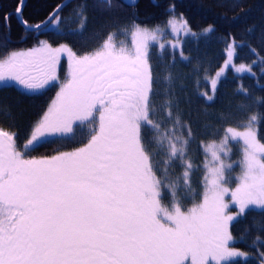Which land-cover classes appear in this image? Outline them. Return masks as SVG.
I'll return each instance as SVG.
<instances>
[{
	"label": "snow or ice",
	"instance_id": "1",
	"mask_svg": "<svg viewBox=\"0 0 264 264\" xmlns=\"http://www.w3.org/2000/svg\"><path fill=\"white\" fill-rule=\"evenodd\" d=\"M100 3L109 10L115 7L113 0ZM125 3L136 7V0ZM65 6L57 5L52 22L61 21L58 13ZM85 7L74 10L81 29ZM179 23L185 33L192 32L182 16ZM168 24L175 28L176 21L169 19ZM134 29L132 48L118 46L110 34L99 49L85 55H77L67 44L53 47L43 40L37 47L0 58V81L13 80L30 90L58 79L60 53L69 58V78L34 124L23 151L17 150L16 133L0 129V264H223L247 255L229 246V222L250 208L264 210V143L254 127L261 117L250 115L244 131L226 129L220 145H214L218 151L211 153L213 166H206L203 199L183 210L182 195L191 192L193 165L185 157L193 131L179 114L174 116L166 92L163 118H152L160 112L153 100L160 92L154 87L149 49L162 30L140 25ZM211 31L212 25L202 30ZM159 48L163 51L165 44ZM236 53L233 37L229 59L211 80L213 95L202 93L207 101L214 99L226 68L252 71L250 64L231 63ZM181 57L188 59L183 52ZM238 91L247 89L241 85ZM94 112H99V125L83 147L26 158L25 153L47 137L73 132L76 122ZM230 139L244 144L243 171L235 189L224 186L232 166L219 154L227 155ZM177 162L184 171L173 179ZM165 192L170 207L163 204ZM228 192L237 208L234 214L226 212ZM258 241L260 236L253 244ZM259 256L264 264V251Z\"/></svg>",
	"mask_w": 264,
	"mask_h": 264
},
{
	"label": "trees",
	"instance_id": "2",
	"mask_svg": "<svg viewBox=\"0 0 264 264\" xmlns=\"http://www.w3.org/2000/svg\"><path fill=\"white\" fill-rule=\"evenodd\" d=\"M66 1L27 0L23 7L25 0H0V58L10 51L33 46L41 38H47L54 45L69 44L80 54L93 52L110 34H113L114 40H128L134 25L153 27L161 24L167 27L169 19L176 13L183 15L199 34L184 46L187 60L180 59L178 51L165 50L161 54L155 50L151 52L153 46L149 49V62L157 79L154 87L160 92L153 97L160 112L152 118H163L166 92L167 98L172 101L174 116L179 114L182 122L190 125L193 131L185 157L193 165L191 192L182 195L183 210L203 199L207 172L205 150L210 144L220 143L227 128L244 131L242 125L246 124L250 115L257 114L261 119L254 127L257 138L264 143V0H136L135 8L125 0H113L115 7L111 10L103 7L100 0H74L59 13L62 19L58 28H52L54 22L39 31L31 27L45 23L57 10V5ZM80 5L86 6V22L82 29L79 18L74 14ZM17 7H21V17L16 13ZM21 18L28 25H24ZM209 25L213 26V31L203 33L202 30ZM233 37L237 45V62L255 61L254 72L237 75L231 69L218 84L214 99L207 101L202 93L213 95L207 79L216 74L227 60L228 45ZM250 49H254L255 54ZM169 75L171 79L166 80ZM241 85L247 92L238 91ZM54 95L55 86L31 90L14 85L0 87V129L16 133L17 150L23 151L22 146L34 124L48 110ZM98 125L99 113L94 112L93 117L76 122L73 132L49 136L34 151L26 153L38 157L81 148ZM176 134H181L179 128ZM183 171L177 162L171 170L172 178L181 177ZM224 200L229 204L226 212L234 214L237 208L231 203V196ZM163 204L170 207L167 192L163 196ZM261 225H264V210L251 208L243 217L229 222L234 240L229 246L249 254L246 259L233 257L229 264H261L259 253L264 251V246H260L264 243ZM257 236L261 237V241L253 244Z\"/></svg>",
	"mask_w": 264,
	"mask_h": 264
},
{
	"label": "rangeland",
	"instance_id": "3",
	"mask_svg": "<svg viewBox=\"0 0 264 264\" xmlns=\"http://www.w3.org/2000/svg\"><path fill=\"white\" fill-rule=\"evenodd\" d=\"M181 16L183 17V19L186 20V18L183 15H181V14H177L176 13V14H173L171 16L170 19H174L176 21L175 28H173V26L172 25H169V24L167 25V27H165V25H161V24L156 25V26H159V28L162 31L158 33V39L156 41H152L151 42V46H153V48L151 49V52L155 50V51L163 54L164 52H166L165 50H171L173 52L178 51V52H180V54L179 53H175V54H179V58L180 59L185 60V59H183L181 57V52H183V56L184 57H187L188 58V56L184 52V46H185V44L187 42H190L193 39H196L199 34L197 32H195L190 27L189 23H188V26L191 28L192 32L191 33H185L184 30L180 27V23H179ZM58 25H59V22L58 23H54L53 26H52V28H58ZM156 26H153V27L140 26V27L141 28L147 27L149 29H152V28H155ZM192 33H195V35H193ZM132 39L133 38H132V35H131L130 36V39H128V40H124V41L123 40H117V39L116 40L113 39V40H114V42L118 46L121 43H123L125 46H127L129 48H132V46H133L132 45ZM43 40L48 41L47 38H41L40 41H43ZM39 42L36 43V44H34L33 46L26 47V48H21V49H17V50H14V51H27L30 48L37 47L39 45ZM161 43L165 44V48H164L163 51H161V49L159 48V44H161ZM173 44L176 45L175 48H173L171 46ZM52 45H53V47H58L59 46V45H54V44H52ZM67 45L77 55H85V54H88V53L80 54V53L76 52L75 49L71 45H69V44H67ZM89 53H91V52H89ZM228 59H229V57L227 58V60ZM231 63H234L237 66L240 65L241 63L250 64L252 66V71L254 72V64L253 63H245V62L238 63L237 60H236V56L231 61ZM224 64H225V62H224ZM224 64L222 65V67H224ZM62 69H64L65 71L63 72ZM231 69H234L235 74L238 73L237 75L244 74V73H248L247 71H245V72H237L234 67L229 66L228 68L225 69V72H224L222 78H220V80H219V84H220L221 80L223 79V77H227L228 76V74L230 73V70ZM56 75L58 77V79L56 81H53L50 84L45 85L43 87V88H46V87H49V86H55V95H54L52 101L56 99V93L60 90V85L63 84V83H65L67 81V79L69 78V58H68V54L66 52L59 54V62L57 64V66H56ZM215 76H216V74H213V75H210L208 77L207 81L209 82L210 85H211V80L213 78H215ZM16 83L17 82L16 81H13V80L0 81V87L5 86V85H16ZM16 86L22 88V85H16ZM51 104H52V102H51ZM80 123H82V122H80ZM221 141H220V143H221ZM220 143L217 142V143H214V144H210L207 147V149L205 150V152L207 154L206 155V160H205V163H206L205 166H207V167L213 166L212 165L213 157H212L211 153L213 151H218V148L217 147H214V145L215 146H219ZM242 144H243V142L240 143L239 140H231L230 139L229 142H228V144H227V155H225L223 153H219L220 154V157L224 161V163L225 164H230L232 166L230 169L226 170V173H225V175L227 176L228 179H227V183L224 186L226 188H229V189H235V187H236V185L238 183V177L242 174V171H243V158H244L243 149H244V147H242ZM77 148H70V149H67V150H62V151H57V152H71V151H73V150H75ZM57 152H52V153H48V154L46 153V155H43V156L54 155ZM25 156H26V158L37 157V156H33V155L32 156H29V155H27V153H25ZM38 157H41V156H38ZM229 196H231V192L226 193L224 199H226ZM231 242H232V240L229 241V245H230ZM241 252H243V251H241ZM246 254H247L246 256H241V257L244 258V259L248 258L249 257V254L247 252H246ZM235 258L236 257H234V259ZM232 260H233V257L232 258H229V260H227V261H224L223 264H229V262H231Z\"/></svg>",
	"mask_w": 264,
	"mask_h": 264
},
{
	"label": "water",
	"instance_id": "4",
	"mask_svg": "<svg viewBox=\"0 0 264 264\" xmlns=\"http://www.w3.org/2000/svg\"><path fill=\"white\" fill-rule=\"evenodd\" d=\"M26 1L27 0H25V2H24V4H23V7L25 6V4H26ZM72 1H74V0H67L64 4H62V5H67L68 3H70V2H72ZM64 8V7H63ZM62 8V9H63ZM61 11V10H60ZM60 11H59V13H60ZM58 13V14H59ZM57 14V10L54 12V14L45 22V23H43V24H41L40 26V28L39 29H36V28H33L34 30H42V29H45V28H47L51 23H52V21H53V18H54V16ZM19 16L21 17V12L19 13ZM21 21L23 22V20H22V18H21ZM24 24V23H23ZM25 25V24H24Z\"/></svg>",
	"mask_w": 264,
	"mask_h": 264
}]
</instances>
